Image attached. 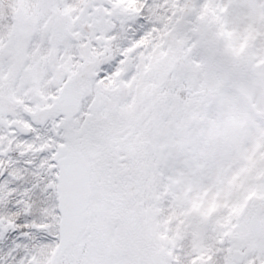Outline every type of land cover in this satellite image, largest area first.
Returning a JSON list of instances; mask_svg holds the SVG:
<instances>
[{
    "label": "snow or ice",
    "instance_id": "6c2138e0",
    "mask_svg": "<svg viewBox=\"0 0 264 264\" xmlns=\"http://www.w3.org/2000/svg\"><path fill=\"white\" fill-rule=\"evenodd\" d=\"M149 7L0 0V264H264V162L212 248L162 225L178 44Z\"/></svg>",
    "mask_w": 264,
    "mask_h": 264
},
{
    "label": "rangeland",
    "instance_id": "374dc122",
    "mask_svg": "<svg viewBox=\"0 0 264 264\" xmlns=\"http://www.w3.org/2000/svg\"><path fill=\"white\" fill-rule=\"evenodd\" d=\"M147 21L178 44L158 212L190 256L264 162V0H150Z\"/></svg>",
    "mask_w": 264,
    "mask_h": 264
}]
</instances>
